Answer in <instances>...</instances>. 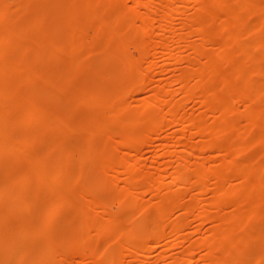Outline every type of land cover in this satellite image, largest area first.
<instances>
[{
    "label": "bare ground",
    "instance_id": "6f19581e",
    "mask_svg": "<svg viewBox=\"0 0 264 264\" xmlns=\"http://www.w3.org/2000/svg\"><path fill=\"white\" fill-rule=\"evenodd\" d=\"M23 1L26 0H19V3H16L22 4ZM65 1L66 6L63 8L64 10L60 11L59 16L55 17L51 23L48 24V27L51 29L50 32L54 35L52 36L54 38L51 39L38 35L35 37L28 36V38L25 37V39L18 40L19 38H16V34L14 35V32L12 33L14 25L11 22L13 21L12 19L15 14L12 15V11H10L8 6H0V122L5 120L11 121L12 123H22L23 121L31 122L38 120L37 123L39 124L33 130H29L30 132L27 131V133L22 132L21 134H12L10 129L5 126L6 129L0 123V153L9 150L16 152L17 150L15 153V160L23 161L26 163L27 168L36 169V181L38 182L37 189L39 190V193L43 196L48 193L55 194L54 199L45 204L43 208L44 214L50 215L55 213V211L61 210L62 204H64L65 207L68 204V208L70 206L74 207L76 212L74 214H76L75 234L77 240L75 239L73 247L82 246V250H80L82 251V253L80 252V259L82 261L93 260L95 262L92 261L94 264H179V258L174 255V252L177 250V246L180 245L179 243L186 241L182 232H184L189 226L187 221L186 223L184 222L186 219V215L184 216V214L186 213L188 215V212L192 207V202H189L191 200H187L185 203H178L175 190L168 188L170 191L166 189L167 191L165 190V192H162L163 187L174 185L177 187H187L189 190L193 184L190 175L194 177V174L198 177V181L199 178H201V182L204 185L207 175L203 172L216 169L232 171L235 170V168L231 167L233 166L231 164H234V162H230L232 160L225 158V161L223 162L225 168H206L204 163H197V165L195 164V166L191 167V170H188L190 168L185 166L186 164H175V166H173V163L168 161L169 163L166 162L165 164L166 167L172 165L173 171L170 172L171 174L159 172L158 174L154 173L155 175L153 176L150 172L148 173V171H146L148 174L145 171H141L142 165L140 166L139 163V161H141V156H138L137 152H140L139 154H141L143 150H139L140 146L144 147L150 143L152 144L153 138H160L162 135H160V132L164 130L163 128L167 130L165 125L164 127L162 125V120L166 115L167 127L178 123L180 128L185 127V131H187L186 128L188 130L192 129L204 140H208V137H210L209 135L211 134L215 135L210 139L211 146H215L217 150H221V152H225L224 150H226V154L228 151L229 158L231 157L233 160L235 156L239 154V152H237V147L241 144L240 141H245V135L247 134H245V131H247L250 126L241 129L242 127L240 128L238 125H233V120H231L232 117L230 119V116L235 115V112L233 113L235 109L233 110V107L230 106V100L228 101L227 98L228 95H225L224 93L223 95L222 91L225 87L224 85L228 84L229 85L225 88L227 94H232L234 91L239 95L242 91V85L239 84V88L237 85L238 83L236 84V82L232 81L233 78L230 79L231 77H228L230 73L228 72L229 70L227 73L224 72L227 70L225 66L228 63L234 64L236 67L232 68H235V70L237 68L236 74L237 77H239L238 82L243 79L242 83H244L245 68H238V57L233 60L235 57L233 58L231 56L232 52H229L230 49L225 52L226 49L224 50V43H226V46L228 40L233 42V46L237 49L233 50V54H235L234 51H237L238 53L242 44H240L241 40L239 41L240 35L238 31L231 30L230 32V30H227L228 26L226 27L227 29H224L223 31L222 27L226 26L223 25V22L224 24L226 22L224 21L225 18H223V13L227 11L226 9L229 10V6L232 7L233 10L230 9V11L234 13L233 14L229 11L231 17L232 15L234 16L232 17L233 22L231 24H233V26H239L240 19L233 3L241 0H235L232 3L229 2L230 0H214V2L213 0ZM189 1L191 2L190 5L196 10L190 14H186L188 13L186 10L190 8L189 6H186V3ZM211 2L212 7L210 6ZM228 3L233 5L231 6ZM42 6L43 4L38 3L32 5L28 4L25 10L27 9L29 16L35 17L36 14H40ZM215 9H218V11H220L219 13L222 14L218 15L219 13L217 14ZM153 14H155V16ZM180 15L184 17L185 20L182 23H177V25L174 20L176 21L175 17H179ZM209 17L210 19H208ZM192 20L197 26L195 30L191 27L190 22ZM212 21L215 26L216 24L218 26H216V29L214 27L213 30H211L214 26ZM44 25L46 26V23H44ZM209 25L210 27L208 29ZM249 25H251V23ZM247 27L249 28V26H246L244 29H248ZM88 28L93 31V33L91 30V32H89L91 33V36L89 35V45H87L85 38L87 35H83V31H87ZM209 30L212 31L210 32L212 35H209ZM57 31H62V33L66 32V35H68L64 43H60L57 36L55 38ZM194 32H197V35L201 37L206 46H212V43L216 40L214 46L215 44H218L216 45L218 48L216 47L212 49H216V53L210 49V51L207 50L208 47L204 49L197 48L188 38L190 36L191 39ZM152 34H156L155 37H152ZM244 38H242L243 41L245 40ZM209 42L211 45H209ZM249 43L247 42L246 45ZM228 45H230V43ZM250 45L252 44L250 43ZM18 49L25 52L24 55H22L23 57H20V55L18 57L16 54L12 56L13 53L20 51H17ZM185 50H187L188 54ZM184 51L185 54L183 53ZM62 52L68 53L69 56L63 59L61 56ZM91 52L97 53L95 56L96 58H94L93 55L90 58L88 57ZM193 52L199 54L201 58H204V62H202V66L200 67L201 71L196 70L195 68L196 63H194L193 60ZM228 52L230 54L227 55L226 53ZM249 52L247 53L249 54ZM245 53L246 52L243 54ZM211 54L214 57H212ZM19 59L23 61H21L22 64L19 62ZM47 59L63 61V66L58 72L60 75L59 78L61 79L60 81L66 80L72 76L77 78L82 74L89 76L91 78L90 85H87L88 87L86 88V92L83 93V96H77L74 98V103L76 106L82 103L98 105L100 106V109L90 110L88 115L85 114V116L80 117L76 124L70 126L65 125L66 122L64 119L63 121H60L55 116L54 112L57 107L61 108L58 103L56 105V102H59L57 99L59 97H57V95L60 96V90H62L63 87L61 85H58L59 87L52 85V77L49 74L44 75L41 79H37L36 75L38 74L34 73V71L32 72L28 66L30 64V66H32V63L44 65L45 60ZM223 60H227L228 63L225 65L224 63H226V61L223 62ZM182 63L187 64L185 67H182L183 69H180L179 67ZM223 65L225 66L223 67ZM47 68H49V65ZM222 68H225L226 70ZM175 71L177 73H174ZM211 71L214 73L211 74ZM233 73L232 74L235 75V72ZM105 74H110V76L113 74L112 76L117 78V86L112 89L104 87V89L96 90V87L93 86L92 82L98 80V78H101ZM166 74H169V77L173 74L174 76H171L173 78H170V80H166L168 79V77H164ZM226 74H228V76ZM238 74H241V76ZM156 75L160 76L159 79H157L158 76L154 79ZM224 77H228L229 79ZM210 78L214 79L209 80ZM204 81H206V83ZM208 81L212 86L208 85ZM211 81L218 82L220 86H222V83L224 82L225 84H223L224 87H222L221 90L219 86L214 83L211 84ZM226 82L228 84H226ZM21 85L25 87L23 93L25 92L26 95L28 94L30 96L28 101L25 100L19 102L16 97L18 94L19 96L21 95ZM147 87L152 89L150 92L151 94L145 96V98L140 97L142 91ZM200 93H203L206 96H214L213 99L216 101L215 104L217 108L215 104L212 103L214 102L212 97H210L211 99H208L209 97H202L199 95ZM34 96H38L37 98L39 99H35L36 97ZM52 99H55L56 101H52ZM140 99L142 100L141 105L137 103V100L140 101ZM134 100L136 104L133 102ZM188 100L194 103L198 102L196 103L198 105L200 102L204 105L203 108L206 109L209 107L213 108L214 106L215 108H211V110L218 114V116L216 115L217 119H215L214 116L215 120L213 119V124H209L208 126L206 120L204 121L202 112L198 111L199 113L196 116H192V114L190 115L189 112H186L190 115L188 117L185 114V111H182L184 109V104L188 102ZM11 106H21V109L23 108V111L21 110L22 116H13ZM261 111L262 112H259V114H264L263 110ZM250 112H252V110H249L248 113L253 115V112ZM228 114L229 116H227ZM249 124H256V127L258 128V123H256L254 118H252ZM222 125L225 127L224 129H222ZM210 126L212 129L209 128ZM237 126L239 129H237ZM174 128L176 129L179 127L176 125ZM218 128L223 132L220 131L221 133H219ZM48 129L53 131L51 136L54 139L63 141V143L60 144L63 154L68 152L70 148L65 145L64 135L75 136L84 140L87 152L86 159L81 163L84 167L87 168L92 161L93 168H102V170L104 169V172H107V170L110 172L109 170L111 169L112 171L114 168L115 172L117 171V174H121L122 176L126 175L123 179L122 176L121 178L116 177L114 185H116L118 180L122 179V184L119 185V190L117 189V191H114L113 189L109 195L98 197L90 194L81 184L71 182L70 178L77 176L74 175L76 173V169H74L76 166L75 163L72 162L74 158L71 156L74 154L76 155V153L69 155V158L67 156L68 162L62 161L57 166L53 167L54 169H50L41 164L40 160L37 158V154V157H35V154H27L23 151L24 149L21 146L31 143L32 141H30V137L38 138L40 133ZM181 129L184 131V128ZM249 129L247 131L249 135H256L254 133L257 132L255 131L253 133L252 131L253 126H251V132H249ZM254 129H256L255 126ZM180 130H178L177 133L179 132V134H181L182 131L180 132ZM210 130L212 131L210 132ZM260 131L257 134L260 135ZM165 132L163 131V133ZM172 133L174 134L173 137L176 136L175 140L178 139V142H181L180 139L184 140L186 138L185 140H187L188 136H190L189 133L187 136V133L185 134V132L180 136H178L179 134L176 135L175 132ZM239 134L242 135L239 136ZM112 136L114 139L116 138V141L114 142H116L117 146L120 148L118 153H115L114 155H105L100 159L97 158L98 155L95 150L96 147H98V144L104 148L107 143L105 139L112 138ZM169 138L171 139L172 135ZM183 140L181 143L184 142ZM161 142H158L155 145V159L162 153H171V151H168L166 148L167 151L164 149V144ZM178 142L177 145H179ZM243 144L245 145L246 142ZM260 144H263V142ZM201 145V148H199V144L196 148L200 149L201 153L204 154L207 150V145L205 142ZM244 147L245 149L247 148V146ZM135 148L139 151L136 149L137 152L135 151V153H132L130 160H126L123 155L126 154L129 149H132L131 152H134L133 149ZM191 148L195 149V146L193 145ZM125 151L127 152L125 153ZM233 151H236L238 154L236 155ZM71 152H74L73 149ZM242 152L243 150L240 153ZM75 159H77V157ZM226 159L227 161H230L227 162ZM71 163L74 164L72 165ZM12 166V164H0L1 168H13ZM254 167L252 166V168ZM247 168L249 167L247 166ZM192 172L193 174H191ZM229 175L231 177V174ZM222 177L224 178L225 176H216L218 179ZM166 179L168 180L166 181ZM201 182H198V184ZM119 183L121 182L118 181L117 185ZM29 185L30 184L26 182L25 190L17 191L15 188L5 190L4 185L0 184V198L5 197L12 201L15 198H18L16 202L18 206L15 207L13 205L12 209H10L15 212L9 213L10 215L0 212V234L6 236V245H0V264H30L40 261H43L44 264H68V262L66 263L65 256H62L64 254H61V251L51 253L53 246L49 244V240L39 242H18V240L12 237L14 228H18L23 234L28 230V218L24 214L25 211H29L30 209L27 189L28 187H34L35 184L34 186ZM116 186L115 189L117 188ZM139 192L141 194H138ZM145 193L154 196L156 195L157 199L154 203L152 202V206H149V203L147 204V201L141 198V195L143 197ZM219 197L221 198L222 196ZM237 198H239V201L241 199L243 204H240L239 201L237 202L236 197L235 201H232L233 203H228L235 206L230 217H226L222 210H220V212L216 211L217 214L209 215L207 213L208 207L206 201L205 199H202V204L199 206V211L194 219L196 218V220L203 221L217 219L222 222L224 221L225 224L223 227L218 229L221 233L223 232L224 236L223 238H220L218 235L199 236V239L196 237V239L194 238L196 242L194 240L192 241L193 243L191 242L184 246L183 251L190 254L191 250L195 248L193 245L200 243V246L197 244L198 247H196V250L200 247L203 253H209L211 251L214 252L224 249L223 246L227 243H235V235L239 234L241 231L248 230V223L255 214L249 207V202L251 200L249 196L242 198L237 196ZM141 200H143V203H146V205L141 204ZM229 200L230 199H228L226 203L229 202ZM113 205H117V208L125 207L130 211H124L125 213L120 211V214L113 212L114 210L111 209ZM72 209L73 208H71V210ZM131 210L135 211L131 212ZM180 210H182V213H180ZM90 211H94L95 213H90ZM99 212L107 213H104L106 217H100L101 213ZM135 212L139 213L138 220L132 216L135 215ZM96 213H98L99 216ZM90 215L94 217H91ZM87 225L90 228L89 233V229L85 230V226ZM52 228L53 227H51L48 222L43 225L41 229L36 230L35 234L43 232L48 235V233L52 231ZM91 229L94 232H92ZM199 229L200 228H197L195 231L198 232ZM215 232L220 233L219 231ZM108 236L111 240H114L115 248L113 247L112 249L109 245H105V247L101 249L102 246L98 244L96 241L97 239L95 240V238H109ZM86 241H89L90 244H87ZM103 243L107 244V242ZM193 251L191 253H193ZM152 253H155V255L152 256ZM71 263L69 262V264Z\"/></svg>",
    "mask_w": 264,
    "mask_h": 264
},
{
    "label": "rangeland",
    "instance_id": "374dc122",
    "mask_svg": "<svg viewBox=\"0 0 264 264\" xmlns=\"http://www.w3.org/2000/svg\"><path fill=\"white\" fill-rule=\"evenodd\" d=\"M18 1L19 0H0V2H1L0 6L1 7L2 6L3 7L8 6L10 11H12V15L15 14L14 18L12 19L13 21L11 22L14 25L13 26L14 29H12V28L11 29H12V33L14 32L13 34L14 35L16 34L15 35L16 38H19L18 40H21V39H25V37L28 38V36L29 37H32V36L35 37L38 35L43 36L47 39L54 38V37H52L54 35L50 32L51 29H50V27H48L49 26L48 24H50L51 21L55 17L59 16L60 11L64 10L63 8L66 6V4H65L66 1L65 0H26V1H23L22 4L20 3L21 5L18 4L19 3ZM234 1L235 0H230L229 2L232 3ZM16 2H18V3H16ZM213 2H214V0H213ZM37 3L43 4V6H44V7L42 6V10L40 11V14H36L35 17L29 16L27 13V9L25 10L26 6L28 4L32 5V4H37ZM231 3H228V4L231 5ZM190 4H191L190 1L188 3H186V6L190 7L189 9L187 8L188 10H186V11L188 13H186V14H190L191 12H195V10H196ZM210 4H211L210 6L212 7V2ZM233 4H234L235 8L237 9V12L236 11L235 12L237 13V15L240 19V24L238 26L239 30H238L237 26H233V24H231L233 22L232 17H234V16L232 15V17H231V15H230V12L233 11L232 7H230V6H229V10L226 9L227 11H225V13H223V18H225L224 21H226L227 23L225 22V24H224V22H223V25L224 26L226 25V26L222 27V29L224 31V29L228 28L227 30L228 31L230 30V32H231V30L232 31H238V33L240 35L239 41L241 40L240 44H242V46H241L242 48L240 47V49L238 50V53H237V51H234L235 54H233V50L234 49L237 50V49L233 46L234 45L233 42L227 39L228 42L226 40L225 41L227 42V45L229 43H230V45L225 46L226 43H224V50L226 49L225 52H227L230 49L229 52H232L231 56L233 58L235 57L233 60H235L238 57V60H239V61L237 60L238 64H239L238 68H240V69H241V67L245 68L244 83H242L243 79H241V81L239 80V82H238L239 77H237V74H236L237 68H236V70H235V68H232V67H236V66H234V64L228 63V61H229L228 59H227L228 61L223 60V62L226 61V63H224L225 65L228 63L226 66L223 65V67L225 66V68L227 70L225 68H222V69L226 70V72H224V73H227V71L229 70L228 71V72H230L229 76H228V74H226V75L229 78L231 77L230 79L233 78L232 81L236 82V84L238 83L237 85L239 86V88H240V85H242L241 86L242 91L239 93L240 97L237 94V92H234V91L232 92V94H227V91L225 88H226V86L229 85L227 83L229 81L226 82V84H228V85H224L225 87L223 86V84H225V82L222 83L223 81L221 82L222 86H220V84L218 82H215V81L214 82L211 81V84L214 83L215 85L219 86L221 88V90H222V87H224L222 94L224 93L225 95H228L227 98H228V101L230 100L229 101L230 106L233 107V110L235 109L233 111V113L235 112L234 113L235 115L230 116V119L232 117L231 120H233L232 121L233 125H238L240 128L242 127L241 129H244L243 127H249L250 126L249 127L250 129L248 128L250 130L249 132H251V126H253V130H252L253 133L255 131L257 133H259V131L261 130L260 135L257 133H254V134H256L258 136L249 135L247 132L248 131V129H247V131H245V134L247 133L248 136L246 134L245 139L243 138L245 141H240L241 144H239L237 147L238 151L236 150L237 152H239V154L236 151H233V153L235 152L236 155L238 154L237 156H235V158L233 160L231 157L229 158L228 151L226 154L225 153L226 150H224L225 152H223V151L221 152V150L220 151L217 150V148L215 146L214 147L211 146L210 139L212 136H215V135L211 134V135H209L210 137H208V140H206V139L204 140V139H202V137L197 132L195 133V131L192 129H189L190 130L189 131L186 128L187 131H185V127H181V128H184V131H183L180 128V126L178 125V123L172 125L173 127L171 125H169L167 127V125H166L167 116L165 115L166 118L164 116V119L162 120V125H163V127L165 125L167 130L165 128H163L164 130H162L160 132V135L162 134L161 135L162 137L161 136H160V138L157 137L158 139L153 138L152 144L154 146L151 143L149 144L151 146H149V145L144 146V147L140 146L139 150H141V151L143 150V152H141V154H139L140 152L136 151V149L138 147L133 149L134 152H131L132 149L131 150L129 149V150H127L128 152L125 151V153L127 152L126 154L123 153L124 154L123 157L126 158V160H130V157H132V153H135V151H136L138 153V156L139 155L141 156L140 157L141 161H139V163H140V166L142 165L141 166L142 170H141V168H140V170L145 171V172L148 171V173L150 172L153 176L155 174H158L159 172L171 174L170 172L173 171L172 165L169 164L171 166L166 167V164H165L168 161L170 163L172 162L173 166H175V164L176 165H180V164L185 165L186 164L185 166H188V168H190L188 170H191V167L195 166V164L197 165V163H200V164L204 163L206 168H225V166L223 165L225 158L232 160V161L228 160L230 162H234V164H231L229 162L231 165H233L231 167L235 168V170H232V171L231 170L227 171L224 169H216V170H206L205 172H203L205 175H207V177H206L207 179H205L204 185L201 182V178H199V181H198V177H196V174H194L195 175V176L193 175L194 177H192V175H190V177L192 178L191 180L193 181V184L191 185L189 190L187 187L186 188L185 187H177L174 185H167V186L163 187L162 192H165V190L168 188H171V190H175L178 203H183V202L185 203V202H187V200H191L189 202H192L191 203L192 207L190 210L191 212L189 211L190 213L188 212V215L186 213L184 214V216L186 215L185 217L187 219V220L185 219L184 222L186 223V221H187V224L189 226V227H187L186 230H184V232H182V235L186 238V241H183V243H179L180 245L177 246V248H176L177 250H175V252H174V255L179 258L178 259L179 264H264V114L261 113L263 116L259 114V112H262L261 110H263V112H264V90H263L264 89L263 88V86H264V75H263L264 74V69H263L264 68V64H263L264 63V59H263L264 58V10H262V9H264V0H241L239 2L237 1L236 3L234 2ZM230 9L232 11H230ZM215 10H216L217 14L220 12V11H218V9H215ZM156 14H158V13H156ZM220 14H222V13H219L218 15H220ZM153 15L155 16V14H153ZM230 17H231V19H230ZM175 18H176V21L174 20V22H176V24L182 23L185 20L184 17H182L181 15L179 17H175ZM241 18H243V19H241ZM208 19H210V17ZM247 19H248V23L249 24L251 23V25H249L247 23ZM227 20H229V21H227ZM243 20H245V21H243ZM210 22H211V20H210ZM44 23H46V26L44 25ZM190 23H191L192 29L195 30L197 28L196 23L193 20ZM212 23H213V21H212ZM208 24H209V22H208ZM242 24H244V25H242ZM213 25H214V23H213ZM213 25H211V26H213ZM216 26H217V24H216ZM216 26L214 25L211 28V30H213L214 27L216 29ZM246 26H249V28L247 27L248 29H244V27L246 28ZM209 27H210V25L208 26V29H209ZM219 29H221V28H219ZM90 30L92 31V29L88 28L87 31H83V35H87V36H85L86 41H87V45H89V43H90L89 42V37L91 36V33H89V32H91ZM227 30H225V31H227ZM248 30H249V32H248ZM210 32H212V31L209 30V33ZM92 33H93V31H92ZM155 35L156 34H154V35L152 34V37H155ZM209 35H212V34L210 33ZM56 36H57L60 43H64V41L67 39L68 35H66V32L62 33V31H57L55 38H56ZM188 38H189V40H191L193 42V44L197 48L199 47V48L204 49V48L208 47L207 50H209V49L212 50L213 48H216V47L218 48V46H216L218 44H215V46H214V43L216 40L214 41V43H212L213 44L212 46L204 45L203 40L201 39L200 36L197 35V32H194L191 39H190V36ZM242 38H244L245 39L244 41H246V42H244L242 40ZM247 42L248 43L250 42L252 45H250V43L248 45H246ZM209 45H211V43ZM243 45H245V46H243ZM248 46H249V48H248ZM244 47H245V49H244ZM231 49H232V51H231ZM28 50H27V52H28ZM241 50L243 53L244 52H246V53L243 54L241 52ZM17 51H19V52H17ZM17 51H16L17 53H13L12 56H14L16 54V56L18 55V57H19V55H20V57H21L25 53L21 49H18ZM185 51L188 54L187 50H185ZM185 51L183 52L184 54H185ZM212 51H215V53H216V49H214ZM229 52L226 54L227 55L230 54ZM247 52H249V54ZM94 53L93 52L89 53L88 57L90 58L93 55V57L96 58L95 56L97 53H95V55H94ZM212 54H213V52H212ZM212 54H211V56L214 57ZM61 56L63 57V59H65L69 55L66 52H62ZM225 58H226V56H225ZM193 60H194V63H196L195 64L196 70L201 71L200 67L202 66V62H204V58H201V56L199 54H196L193 52ZM242 60H243V62H242ZM21 61L22 60H20L19 62L21 63ZM261 62H262V64H261ZM32 64H33L32 66H30L31 64L28 66L30 67V70L32 72L34 71V73L38 74V75H36L37 79L38 78L41 79L44 75L49 74L52 77L51 78V84L52 85H55V87H59L61 85L63 87L62 90H60V96L61 97L59 95H57V97H59V98L56 97L59 100V102H61V103L56 102V105L58 103V105H60L61 108L57 107L54 114L60 121H63V119H64V121L66 122L65 123L66 126L76 124L78 122L79 118L82 116H85V114L88 115V112L90 110H93V109L99 110L100 109V106H98V105L82 103V104H79L78 106H76L74 103V98L77 96L78 97L83 96V93L86 92V88L90 85L91 78L89 76L82 74L81 76H79L77 78L72 76V77L67 78L66 80L60 81L61 79L59 78L60 75L58 72L61 70V68L63 66V61L55 60V59H47V60H45L44 65L43 64H36V63H32ZM186 64L187 63H184V64L182 63L179 68L183 69L182 67H185ZM48 65H49V68H47ZM211 72H209V73H211V74L214 73L213 71H211ZM233 72H235V75H233L234 74ZM174 73H177V72L175 71ZM230 74H232V75H230ZM112 75L111 76H110V74L109 75H107V74L103 75L101 78H98V80H95L92 82L93 86L96 87V90L104 89V87H107L110 89L116 87L118 84L117 78L115 76H112ZM166 75L164 76V77H168V79H166V80H170V78H173L171 76H174V74L171 75L170 77L168 76L169 74H166ZM238 75L241 76V74H238ZM157 76L158 75H156V77H154V79H156ZM159 77L160 76H158L157 79H159ZM228 77H224V78L229 79ZM242 78H243V76H242ZM212 79H214V78H212ZM212 79L210 78L209 80H212ZM164 80H165V78H164ZM224 81H225V79H224ZM204 82L206 83V81H204ZM208 85H210L209 81H208ZM237 85H235V86H237ZM210 86H212V85H210ZM147 88H145L142 91L140 97L145 98V96H148L149 94H151L150 92L152 91V89H150V88L147 89ZM210 88H212V87H210ZM20 89L22 90V92L20 93L21 95L19 96V94H18L19 97L16 96L18 98V101L19 102L20 101L23 102L25 100L28 101L30 96L28 94H27L28 95L27 96L25 92L23 93V91L25 90V87L21 85ZM146 89H147V91H146ZM144 91L146 94L144 93ZM98 93L101 94L100 92H98ZM199 95H201L202 97H206V98L209 97L208 99H211L210 97H212V95L206 96L203 93H200ZM34 97H36L35 99H39V98H37L38 96H34ZM213 97H212V99H213ZM55 99L54 100L52 99V101H56ZM135 100L133 102H135ZM16 101H17V99H16ZM141 101H142L141 99H140V101L137 100V103H139L141 105L142 104ZM213 101L214 102H212V101L211 102L213 104H215V102H216L215 99H213ZM193 103L194 102H191L188 100V102H186L184 104V109L182 111H185V114L188 117L191 114H192V116H196L199 112H202L204 121L206 120V122L208 123V126H209V124H213L212 121L214 119V116H215V119H217L218 114L216 112L215 113L212 112L213 111V110H211L212 107L211 108L209 107L206 109V108H203L204 105H202V103H200V102H199V105L196 104L198 102H195L194 104ZM135 104H136V102H135ZM186 104H188V105H186ZM215 106H216V104H215ZM13 108H15V109H13ZM19 108H20V110H19ZM214 108L215 107L213 106L212 109H214ZM216 108H217V106H216ZM21 110L23 111V108L21 109V106H16V107L11 106V112H12L13 116H19V117L22 116ZM249 110H252L253 115L248 113ZM186 112H189L190 115H189V113L187 114ZM252 112H250V113H252ZM246 113H248V114H246ZM227 116H229V114ZM233 116H235V117H233ZM252 118H254L256 120V123H258V125H257L258 128L256 127V124L255 125L249 124L250 121L252 120ZM37 121H31V122L30 121H23L22 123H12L11 121H5L4 120V121H1L0 123L2 126H4V127L6 126L8 129H10L12 131V134H21L22 132L27 133V131H29V130L31 131V129L33 130L37 125H39L37 123ZM164 121H166V122H164ZM247 122H249V123H247ZM245 124L246 125L249 124V125L246 126ZM176 125L181 130L179 128L175 129L174 127ZM238 126H237V129H239ZM254 126L256 129H254ZM209 128L212 129L211 126ZM224 128L225 127L223 126L222 129H224ZM171 129H172V131H171ZM177 129L180 130V132L182 131L181 134H179V132L177 133V131H178ZM219 129L220 128H218L219 133L223 132L221 129L220 130ZM48 130H45L42 133H40L38 138H31L30 137V141H32V142L29 144L21 146L24 149L23 151H25L27 154H29V153L33 154V155L35 154L34 156L35 157L38 156L37 158L40 160L41 164H43L44 166H46L50 169H54L53 167L57 166L62 161L68 162V158L70 157L69 155L76 153V155L74 154L75 156L74 155H71V156H73V158L75 160V161L73 160L72 162L75 163L76 168H74V169H76L75 172L77 174L75 173L74 175H77V176H75V177L73 176V178H70L71 182H76V183L81 184L82 186H84V188L86 190H88V192L90 194L96 195L98 197H105V196L109 195L113 191V189H114V191L115 190L117 191V189L119 190V185L122 184V179L126 175L122 176L121 174L120 175L117 174L116 173L117 171L115 172L114 168L112 169V171L110 169L109 170L110 172H108V170H107V172H104L103 171L104 169L102 170V168H93L92 161L89 163L90 168H89V165L87 166V168L84 167L81 164L83 162V160L86 159V157H87L86 146H85L84 140L82 138H78L75 136H65L64 135L65 145L70 147L69 150L70 149L71 150L70 151L68 150L69 154H68V152H66L68 155L66 153L63 154L61 151V147H60L61 146L60 144L63 143V141L54 139L51 136L53 131L50 129H48ZM165 130H166V132H165ZM214 130H215V128H214ZM262 130H263V132H262ZM163 131L165 133H163ZM211 131L212 130H210V132ZM172 132H175L176 135L179 134L178 136L182 135L183 132H185V134L187 133V136H188V133L190 136H188L187 140H185L186 138L184 140L180 139L181 142H182V140L184 141L183 143H181V142H178V139L175 140L176 136L173 137L174 134ZM169 133H172V134H169ZM212 133H214V132H212ZM224 133H226V132H224ZM227 133H228V131H227ZM230 133H232V132H230ZM238 133H240V132H238ZM171 135H172V138H171L172 140L169 138ZM240 135H242V134H239V136ZM227 136H230V135H227ZM241 138H242V136H241ZM154 139H155V141H154ZM105 140L107 142L106 143L107 148H106V146L103 148L102 146H100L98 144V147H96V150H95L97 155H98L97 158H99V159L105 155H109V154L114 155L115 153L117 154L118 150H120L119 146H117L116 142H114V141H116V138L114 139V137L112 136V138H107ZM161 140L163 143L161 142ZM203 140L207 145V150H206V152H204V154L201 153L200 149L196 148V146L198 144L200 146L199 148H201V146H202L201 144L204 143ZM156 141L164 144V149L166 148L168 151H171V153H162L160 156H158L155 159L154 158V148H155L156 143H158ZM177 142L179 143V145H177ZM242 142L243 143L246 142V144L244 145ZM262 142H263V144H260ZM180 143L183 145H181ZM195 144H197V145H195ZM75 145H76V148H75ZM193 145L195 146V149L191 148V146H193ZM244 146H247V148L245 149ZM71 147H73V148H71ZM72 149L74 152H71ZM199 150H200V152H199ZM242 150H243V152L240 153ZM253 151L255 152V154ZM16 152H17V150H16ZM16 152L9 150V151L0 153V164L1 165H5V164H7V165L12 164L13 165L12 166L13 168H1L0 167V184L4 185L5 190H9L10 188H15L17 191L25 190L26 182H28V184H30L29 186H31V185L34 186V184H35V186L34 187H28V189H27L28 204L30 205V209H29V211H25L24 214L28 218V220H27V222L29 224L28 230H26L27 232L23 234L20 232V230L18 228L17 229L14 228L13 233H12V237L14 239L18 240V242L19 241H22V242H39V241L49 240V244H51L54 248V249L52 248L51 253L61 251V254H64L62 256H65L66 263L68 262V264H69V262L70 263L72 262L71 264H94L95 262L93 260L92 261L94 263L91 260H89L90 261L89 262V261H82L80 259V257H81L80 252L82 253V251H80V250H82V246L81 247L76 246L75 248L73 247L75 239L77 240L76 234H75L76 233L75 232L76 214H74L76 212L74 210V207L70 206L68 208V206H69L68 204L66 207L64 204H62L61 210L55 211V213L50 214V215L44 214L43 208H44L45 204L47 202H49L50 200H53L55 197L54 196L55 194L54 193H48V194H45L43 196L42 194L39 193V190L37 189L38 182L36 181L37 180L36 169L27 168L26 163H24L21 160L16 161L15 160L16 159V157H15ZM130 152H131V154H130ZM36 154H37V156H36ZM226 155H227V157H226ZM67 156H68V158H67ZM76 157H77V159H75ZM227 159H226V161H227ZM227 162H226V164H227ZM74 163H71V164L73 165ZM247 166L249 168H247ZM252 166L253 167L255 166L257 168H255V167L252 168ZM115 169H117V168H115ZM186 172H189V171H186ZM78 173H80V174H78ZM191 174H193V172ZM229 174H231V177ZM219 175L220 176L223 175L225 177L224 178L222 177L223 179L222 178H220V179L216 178V176H219ZM121 176H122V179L118 180L121 183H119L117 185V183H118V181H117V183H116L117 186L114 185L116 177L121 178ZM227 177H230V178H227ZM167 180L168 179H166V181ZM198 182H201V183L198 184ZM115 186L117 187L116 189H115ZM168 191H170V189H168ZM138 194H141V193L139 192ZM219 196H222L223 198L222 197L220 198ZM237 196L238 197L240 196L241 198L245 197V196H249L251 199L249 202V207L252 209L253 213H255V214H254V217L251 218L249 223H248V227H247L248 230L247 231H241L239 234L235 235V237H236L235 243L234 242H232L230 244L227 243L225 246H223L224 249H221V250H217L214 252L211 251L209 253H206V252L203 253L201 251L200 247L197 248V250H196V247H198L197 244L198 245L200 244V243H197L196 245H193L195 247V248L193 247L194 251L191 250V252L193 251V253H191L189 251L190 252V254H189L186 251H183L184 246H186L187 244H190L192 241H194L196 239V237H197V239H199L200 238L199 236L204 237V236H209V235L210 236L211 235H216V236L218 235L220 238L221 237L223 238V236H224L223 232L221 233V231L218 230V229H220V227L221 228L223 227V225L225 224L224 221L222 222V221L217 220V219H212V220H207V221L196 220V218L194 219V217H196L195 215L199 211V206L202 204V199H205V201H206V204L208 207L207 213L209 215L217 214L218 211L220 212V210H222L223 214L226 217H230L232 215V212L234 211L233 208H235V206H233L232 204H228V203L235 201V197H236V201L238 202L239 198H237ZM141 198L143 200L145 199L147 201V204L149 203L148 204L149 206L150 205L152 206V202L154 203L157 199L156 195L154 196V195L149 194V193H145L143 197L141 195ZM17 199L15 198L12 201L9 198H5V197L0 198V212L4 213V214H9V213L15 212L14 210H10V209H12L13 205L15 207L18 206V204L16 203ZM219 199H222V200H219ZM228 199H230V200H229V202L226 203V201H228ZM231 199H233V200H231ZM79 200H80V198H79ZM143 200H141L142 201L141 204L146 205V203H143ZM12 203H14V204H12ZM239 203L243 204L241 199H240ZM63 205H64V208H63ZM116 206L117 205L112 206L111 209L114 210L113 212L120 214L121 212L125 213V212L130 211L125 207H118L117 208ZM71 208H73V209L71 210ZM115 208H116V210H115ZM132 211H135V210H131V212ZM180 211H181L180 213H182V210H180ZM92 212H94V211H92ZM92 212L90 211V213H92ZM214 212H216V213H214ZM99 213H101L100 217H102V218L104 216L106 217V215H104L105 212H99ZM96 214H98V213H96ZM105 214H107V213H105ZM138 215H139V213L135 212V215H132V216H134V218H136L138 220V218H139ZM98 216H99V214H98ZM91 217H94V216H91ZM48 222L50 223L51 227H53L52 231L49 232L48 235L44 234L43 232L40 234L39 233L35 234L36 230L41 229L42 226L47 224ZM197 228H200L198 232L195 231V230H197ZM86 229L87 230L89 229L88 230V233H89L90 228L88 227V225L85 226V230ZM91 231L94 232L92 229H91ZM215 231H219L220 233H217ZM73 234H74V237H73ZM90 234H92V233H90ZM95 240L98 242V244H100V246H102V248L100 247L101 249H103V247H105V245L106 246L109 245V247L112 249H113V247L115 248V245H114L115 242H114V240H111L110 237L109 238H104V237L98 238V237H96ZM101 241H102V243H101ZM103 242H107V244L106 243L104 244ZM195 242H196V240H195ZM86 243L88 244L89 241L88 242L86 241ZM1 244L6 245V236L3 234H0V245ZM112 245H114V246H112ZM52 246H50V247H52ZM154 255H155V253H152V256H154ZM169 260H168V262H169ZM30 264H44V262L40 261V262H33ZM166 264H170V263H166Z\"/></svg>",
    "mask_w": 264,
    "mask_h": 264
}]
</instances>
